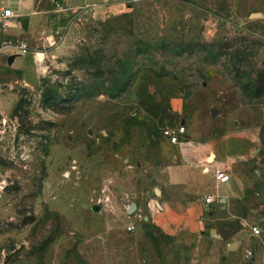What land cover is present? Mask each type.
<instances>
[{"label": "rangeland", "instance_id": "rangeland-1", "mask_svg": "<svg viewBox=\"0 0 264 264\" xmlns=\"http://www.w3.org/2000/svg\"><path fill=\"white\" fill-rule=\"evenodd\" d=\"M42 2L63 15L43 35L44 72L0 88V264H177L167 238L128 230L145 220L128 213L130 181L146 177L135 138L182 119L187 137L245 133L238 165L264 195V2Z\"/></svg>", "mask_w": 264, "mask_h": 264}, {"label": "crops", "instance_id": "crops-1", "mask_svg": "<svg viewBox=\"0 0 264 264\" xmlns=\"http://www.w3.org/2000/svg\"><path fill=\"white\" fill-rule=\"evenodd\" d=\"M42 3L0 0V8L14 12L11 25L0 29V88L32 86L44 72L46 55L39 49L47 45L43 35H49L63 15L51 18L52 11ZM183 104L174 102V109L181 113ZM181 124H186L184 119ZM142 137L135 138L143 140L135 149V160L128 159L146 176L130 181L129 207L135 203V217L145 219L143 224L132 223L133 231L140 227L141 234L167 238L168 257L177 264H264V243L243 247L249 208L264 207V195L259 197L248 172L238 165L251 157L250 137L240 132L204 133L200 126L193 137H187V130L181 133L177 144L161 133L153 140L147 134ZM217 168L230 175L227 182L217 180ZM208 196L214 200L207 202ZM128 213L132 214L129 208ZM260 220L264 223V211ZM249 249L254 252L251 257Z\"/></svg>", "mask_w": 264, "mask_h": 264}, {"label": "built area", "instance_id": "built-area-1", "mask_svg": "<svg viewBox=\"0 0 264 264\" xmlns=\"http://www.w3.org/2000/svg\"><path fill=\"white\" fill-rule=\"evenodd\" d=\"M13 17H14V12L12 11L11 8H5V7L0 8V29L9 27L12 23ZM22 46H23L22 47L23 49H26L24 47V44H22ZM185 131H186L185 125L181 124L177 128L166 127L162 130L161 134L169 142L173 144H177L180 142V134L184 133ZM215 175H216L217 180H219L220 182H227L230 179V175L221 168H217L215 170ZM206 200L207 202H212L214 198H212L211 196H208ZM134 227H135L134 224H130L128 225V230L131 231L134 229ZM251 229H252L253 234L255 235H258L261 232V229L258 225L252 226ZM252 255H253V251L248 250L247 256L251 257Z\"/></svg>", "mask_w": 264, "mask_h": 264}, {"label": "water", "instance_id": "water-1", "mask_svg": "<svg viewBox=\"0 0 264 264\" xmlns=\"http://www.w3.org/2000/svg\"><path fill=\"white\" fill-rule=\"evenodd\" d=\"M260 14H261L260 12H254V13H253L254 16H258V15H260ZM135 209H136V205H135V203H132V204L130 205V207H129V212L132 213V212H134Z\"/></svg>", "mask_w": 264, "mask_h": 264}]
</instances>
